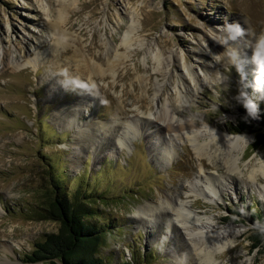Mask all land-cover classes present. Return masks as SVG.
<instances>
[{"label": "rangeland", "instance_id": "obj_1", "mask_svg": "<svg viewBox=\"0 0 264 264\" xmlns=\"http://www.w3.org/2000/svg\"><path fill=\"white\" fill-rule=\"evenodd\" d=\"M132 22L142 44L123 63L113 61L114 74L86 71L83 62L103 68L112 62L109 47L112 56L123 54ZM208 40L211 51L230 55L226 44L241 42L252 66L245 68L242 55L216 58L207 52ZM161 50L174 57L163 100L177 99L182 75L181 114L195 121L178 137L159 134L161 123L151 117L154 84L165 79L150 57ZM140 78L153 89L148 95ZM258 103H264V0H0V264H30L25 256L34 244L58 231L56 222L34 216L52 185L94 209L89 220L105 229L99 256L113 264H264V254L251 247V225L225 219L243 199L247 207L264 208V177L256 172L264 153H251L253 136L239 135L251 143L229 172L223 143L201 136L204 122L236 135L237 117ZM68 111L76 119L61 113ZM177 194L199 218L239 232L228 237L227 250L210 260L197 256L170 208L158 222L137 214Z\"/></svg>", "mask_w": 264, "mask_h": 264}, {"label": "bare ground", "instance_id": "obj_2", "mask_svg": "<svg viewBox=\"0 0 264 264\" xmlns=\"http://www.w3.org/2000/svg\"><path fill=\"white\" fill-rule=\"evenodd\" d=\"M47 9L46 10L44 9V10L46 12H49L48 11L49 9L48 10ZM62 17L63 16L60 15L59 19H61ZM134 23L133 22L131 23V25L128 27V33L121 40L120 45L124 49L123 54H117V55L115 54L114 56H112L114 53H113L112 48L109 47V49H107V54L105 56L108 59L109 56L111 55L110 58L113 59L112 62H110V63L107 62V64H106L107 66H105V68H103L102 65L90 63V61L83 62V63H85L86 71L89 70V72H91V74L94 77L99 76V77L104 78V76L107 73H110V72L113 73L114 72V71H112V68H113L112 65L114 64L113 61H116V63H117V61L121 60V62L123 63L124 60H127V58L129 57L128 54L130 52V48L133 46H137L136 45L137 43L142 44L141 41H139V39L136 40L137 37L135 35H133L135 33V31L137 30L136 26H135L136 24L134 25ZM204 45H206L208 48L207 52L214 55L218 59H222L225 57L224 55H226L227 61L229 62V61L233 60L232 59L233 57L238 56V55H242V57H243L242 60L245 64V68H249L250 66H252L251 63H253V62L251 61L250 57L246 54H243L246 51V49H243L244 46L242 47L241 42L236 43L235 41H233L231 44H226L227 47H229V48L231 47L234 50V53H235L234 55H230L229 53L224 52L223 50H218V51L212 50L211 51V47L213 46V42L211 40L204 41ZM53 47H57V46H53ZM200 50H201V48H200ZM52 53H53V55L56 54L55 50ZM203 53H205V52H203ZM203 53H200L198 56H196L197 59L201 60ZM118 55H120V56L118 57ZM151 55H152L150 57L151 61H153L154 64H156L155 71H157V73H160V75L165 79V82L162 84H159V83L154 84V88H153L154 89V94H153L154 96L151 98V101L148 100L150 104L156 105V112L151 114L152 120H155V121L161 123V124H159L160 126H158L159 127V134H162L164 131L167 134H171V135L173 134L172 136H177V137L179 136L180 132H185V134H188L189 132H187V131L194 127L195 121L193 119H191V118L189 119L185 115L181 114V112L184 111V105H185V99H186V93H187V91H185L186 90L185 87L179 86L180 82L183 81V76L180 75L178 77V81H177L178 84L174 88V91L177 94V99L171 100L172 97L170 96V97L165 98V100H163L164 94L166 91V83H168V82L171 83V80L173 79L172 78L173 76L171 75L169 68L173 67L174 57L172 55H166L164 52H162V50L160 52L159 51L155 52ZM76 60H77V58H76ZM27 64H34V63L27 62ZM71 64L74 65L75 67H79L82 63L78 64V63H75L73 61V62H71ZM71 67H73V66H71ZM114 67H116V65ZM206 69L208 70L209 68L206 67ZM210 71H212V70H210ZM140 81L142 83L144 81V79L140 78ZM147 81H150V77H148ZM145 82L146 81H144V85H141L142 86L141 90H142V93L144 95H148L150 93V91L153 89L148 87V84H147L148 82L147 83H145ZM147 99L148 98L142 97V99H140V102H142V103L146 102ZM176 103L178 104V106L176 105ZM149 109H150V106L148 105L147 110H149ZM61 113H64L65 118L68 121L72 118L76 119V116L73 113V111H68L67 113L66 112H61ZM121 113H122V115L125 114L124 112H121ZM175 116L180 117V119L179 118L175 119ZM173 122L176 124L173 125ZM206 123L207 122H204V130H203L206 132H205V134L202 132L203 133V135H201L202 138L205 136H206L205 138H207L209 136L210 140H212V141L213 140L217 141L219 138V141L221 143H223L221 146L222 147L224 146L225 151L227 152V155H225V157L223 158L224 164H226L228 167V169L227 168L226 169L229 172H233V165L236 164L238 162V160L241 158V157H239V155L243 154V152L246 150V148L251 143L250 136L231 135L228 132H224V131L218 130V129H216L218 131V133H215L216 130H214L213 127L210 128L211 126L207 127ZM199 130H196L194 133L196 138L200 137L199 133H201V131H199ZM85 133H88V132H85ZM211 133H213V134H211ZM98 134H99V131L98 132L97 131L92 132L91 138H94V139H95V137L98 138V136H99ZM94 139H92V140H94ZM212 141H210V142H212ZM206 146H207V144H206ZM195 150L197 151V155L202 157V154L200 153L202 151L201 147L197 146V147H195ZM260 166H261V167H259L260 170L256 171V172H259L260 175L262 177H264V161L261 163ZM203 178L205 179L206 176H204ZM199 182H201V180L196 179V183L193 182L189 185L191 187L190 192H193V193L198 192L197 183H199ZM178 194L173 199L172 202L170 201L171 203L166 201V202L161 203L160 206H154L155 204H151V205L150 204L149 205L143 204L144 206H142V208H140V210L137 212V214L141 217V219H144L142 216H144L145 218H149L148 220H152L149 223H152L153 221H157L159 219V217L163 216L165 214L166 210L170 208V210H172L176 215L175 221L178 222L180 225H182V227H183L182 229H184L185 236L187 237L186 239H188L190 241V244L192 245L193 250L196 251L197 256H200V254H203L205 256V258L210 260L211 259L210 256L217 253L218 251L227 250L230 247L228 237L237 235V234H239V232H237L236 230L231 229L229 227H224V228L218 227L213 223V220H211V219L210 220H208V219L203 220L202 218H199V216L197 214L193 213L190 210L192 205H187L185 202H183V200H181V196ZM190 194H192V193H190ZM263 197H264V195H263ZM207 198L210 200L211 199L213 200L215 197L213 198L211 196H208ZM168 204H169V206L167 207ZM154 216H155V218H153ZM168 228L169 227L167 226V229ZM3 249H4L3 251H7L6 247H3ZM182 261L183 260H181V261L178 260L176 262V264H182L183 263Z\"/></svg>", "mask_w": 264, "mask_h": 264}, {"label": "trees", "instance_id": "obj_3", "mask_svg": "<svg viewBox=\"0 0 264 264\" xmlns=\"http://www.w3.org/2000/svg\"><path fill=\"white\" fill-rule=\"evenodd\" d=\"M243 113V112H241ZM236 135L253 136L250 152L257 150L264 153V103L250 108V115L238 116L237 124L231 130ZM53 190H45L41 197L39 210L34 212L37 220L56 222L59 227L56 233L44 235L34 244L31 253L25 256L27 263L34 264H113L99 256L103 246L105 229L95 225L89 219L96 215L87 203L76 202ZM241 206L234 205L229 209L226 221H237L251 225L250 238L252 249H259L264 254V208L255 203L247 207L244 199ZM120 264H133L124 261Z\"/></svg>", "mask_w": 264, "mask_h": 264}]
</instances>
